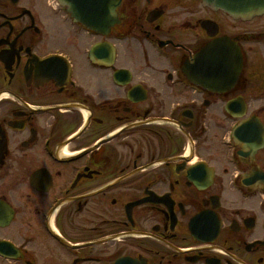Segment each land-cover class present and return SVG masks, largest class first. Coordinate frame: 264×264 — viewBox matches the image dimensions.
<instances>
[{"label": "flooded vegetation", "instance_id": "af4514ba", "mask_svg": "<svg viewBox=\"0 0 264 264\" xmlns=\"http://www.w3.org/2000/svg\"><path fill=\"white\" fill-rule=\"evenodd\" d=\"M254 173L264 15L0 0V264H264Z\"/></svg>", "mask_w": 264, "mask_h": 264}, {"label": "water", "instance_id": "95a60500", "mask_svg": "<svg viewBox=\"0 0 264 264\" xmlns=\"http://www.w3.org/2000/svg\"><path fill=\"white\" fill-rule=\"evenodd\" d=\"M204 2L211 7L226 12L233 18L242 19L264 14V0H253V3L252 0H205ZM113 9L114 7L111 6L110 11ZM198 63V58L194 59L193 64L195 68L198 66ZM242 132L246 133V138L255 132L256 136L253 138V143L254 141L256 143V137H258V132L260 133V128L254 123H247L240 127L236 133L239 135ZM253 181L258 182L257 187H264V175L255 174Z\"/></svg>", "mask_w": 264, "mask_h": 264}]
</instances>
